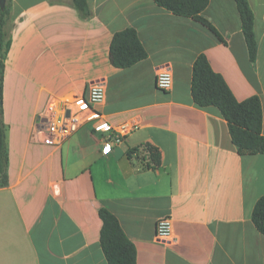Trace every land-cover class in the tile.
Segmentation results:
<instances>
[{
  "label": "crops",
  "instance_id": "crops-1",
  "mask_svg": "<svg viewBox=\"0 0 264 264\" xmlns=\"http://www.w3.org/2000/svg\"><path fill=\"white\" fill-rule=\"evenodd\" d=\"M12 0L4 59L3 121L7 184L0 185V264H108L100 243L102 207L135 245L137 264H264V235L252 211L264 194V154L241 155L227 120L191 93L193 64L204 53L239 101L258 95L264 133V0H249L258 54L250 62L235 0H210L201 22L154 0ZM133 27L147 57L113 65L115 32ZM169 67L173 86H156ZM103 81L106 97L62 143L39 120L50 101L86 97ZM137 125L104 149L106 124ZM145 143L162 164L149 165ZM133 151L131 155L129 152ZM250 182V183H249ZM169 216L171 239L157 237Z\"/></svg>",
  "mask_w": 264,
  "mask_h": 264
},
{
  "label": "trees",
  "instance_id": "trees-1",
  "mask_svg": "<svg viewBox=\"0 0 264 264\" xmlns=\"http://www.w3.org/2000/svg\"><path fill=\"white\" fill-rule=\"evenodd\" d=\"M155 3L177 16L193 18L211 31L220 34L213 24L203 17L210 0H154ZM241 19L243 36L247 45L250 62L255 66L258 41L255 33V14L249 0H235ZM82 18L93 15L88 0H73ZM12 0L5 7L0 6V185L7 184L8 155L6 127L3 121V72L4 59L10 47V23L12 20ZM222 39V38H221ZM111 60L118 68H128L145 59L147 50L138 32L133 27L115 32L110 46ZM191 93L194 102L201 107L214 106L227 120L233 143L241 155L264 154L263 108L258 95L243 101L237 100L223 76L213 70L207 56L201 53L193 64ZM149 165L157 168L162 164V154L158 147L145 143ZM133 151L129 152V155ZM103 222L100 243L108 264H137L135 245L124 232L118 218L107 208L100 209ZM252 221L264 235V194L256 201L252 211Z\"/></svg>",
  "mask_w": 264,
  "mask_h": 264
},
{
  "label": "built area",
  "instance_id": "built-area-1",
  "mask_svg": "<svg viewBox=\"0 0 264 264\" xmlns=\"http://www.w3.org/2000/svg\"><path fill=\"white\" fill-rule=\"evenodd\" d=\"M156 86L162 91H169L173 86V74L169 67H163L156 76ZM106 97L103 81L93 82L86 97L80 100L59 104L50 101L46 111L41 116L39 124L47 135L49 142L62 143L87 121L100 115L95 106L102 104ZM137 125L124 123L118 127L106 124L104 127V149L111 151L113 144L121 142L125 136L135 130ZM157 237L161 240L171 239L173 223L169 216L161 217L156 223Z\"/></svg>",
  "mask_w": 264,
  "mask_h": 264
},
{
  "label": "water",
  "instance_id": "water-1",
  "mask_svg": "<svg viewBox=\"0 0 264 264\" xmlns=\"http://www.w3.org/2000/svg\"><path fill=\"white\" fill-rule=\"evenodd\" d=\"M7 0H0V6L3 9L6 5Z\"/></svg>",
  "mask_w": 264,
  "mask_h": 264
},
{
  "label": "rangeland",
  "instance_id": "rangeland-1",
  "mask_svg": "<svg viewBox=\"0 0 264 264\" xmlns=\"http://www.w3.org/2000/svg\"><path fill=\"white\" fill-rule=\"evenodd\" d=\"M250 183V182H249Z\"/></svg>",
  "mask_w": 264,
  "mask_h": 264
}]
</instances>
